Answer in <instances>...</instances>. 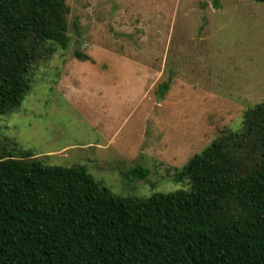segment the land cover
<instances>
[{
    "label": "rangeland",
    "instance_id": "rangeland-1",
    "mask_svg": "<svg viewBox=\"0 0 264 264\" xmlns=\"http://www.w3.org/2000/svg\"><path fill=\"white\" fill-rule=\"evenodd\" d=\"M68 4L69 44L39 62L21 105L0 116V153L13 141L48 165H84L121 196L187 188L178 170L264 101V1Z\"/></svg>",
    "mask_w": 264,
    "mask_h": 264
},
{
    "label": "trees",
    "instance_id": "trees-1",
    "mask_svg": "<svg viewBox=\"0 0 264 264\" xmlns=\"http://www.w3.org/2000/svg\"><path fill=\"white\" fill-rule=\"evenodd\" d=\"M69 13L68 0H0V116L21 105L39 62L68 46ZM12 145L0 153V264H264V101L178 170L187 188L149 197L114 194L84 165H48Z\"/></svg>",
    "mask_w": 264,
    "mask_h": 264
}]
</instances>
